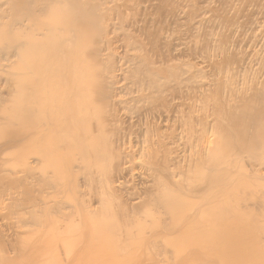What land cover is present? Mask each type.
<instances>
[{"label": "bare ground", "instance_id": "6f19581e", "mask_svg": "<svg viewBox=\"0 0 264 264\" xmlns=\"http://www.w3.org/2000/svg\"><path fill=\"white\" fill-rule=\"evenodd\" d=\"M0 264H264V0H0Z\"/></svg>", "mask_w": 264, "mask_h": 264}]
</instances>
